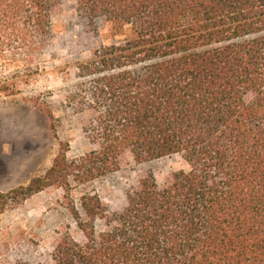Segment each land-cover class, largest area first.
Segmentation results:
<instances>
[{
  "label": "trees",
  "instance_id": "obj_1",
  "mask_svg": "<svg viewBox=\"0 0 264 264\" xmlns=\"http://www.w3.org/2000/svg\"><path fill=\"white\" fill-rule=\"evenodd\" d=\"M65 1L0 0V68L24 61L19 77L35 74ZM76 1L133 33L78 67L69 99L91 114L92 149L61 151L44 176L1 199L65 193L83 239L62 228L51 264H264V0ZM3 74L0 97L14 95L21 80ZM175 155L190 171L164 186L149 175L119 212L90 192L73 200L128 157Z\"/></svg>",
  "mask_w": 264,
  "mask_h": 264
},
{
  "label": "rangeland",
  "instance_id": "obj_2",
  "mask_svg": "<svg viewBox=\"0 0 264 264\" xmlns=\"http://www.w3.org/2000/svg\"><path fill=\"white\" fill-rule=\"evenodd\" d=\"M53 27V40L36 54L38 69H32L31 78L19 77L18 70L24 74V61L8 70L0 68L4 77L15 72V81L21 80L14 95L0 97V194L44 176L61 151L74 159L92 149L84 133L91 114L76 109L69 99L78 83V67L102 48L133 37L129 28L116 33L107 19H91L76 0L62 4ZM189 171L182 155L143 164L128 157L119 172L74 190L72 197L78 203L90 192L119 212L126 206L128 192L149 175L164 186L171 175ZM68 205L65 193L55 188L20 203H5L0 197V264H51L57 232L64 227L82 240Z\"/></svg>",
  "mask_w": 264,
  "mask_h": 264
}]
</instances>
